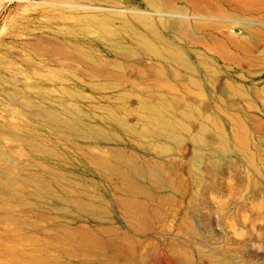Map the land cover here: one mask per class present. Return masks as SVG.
Segmentation results:
<instances>
[{
    "label": "rangeland",
    "instance_id": "rangeland-1",
    "mask_svg": "<svg viewBox=\"0 0 264 264\" xmlns=\"http://www.w3.org/2000/svg\"><path fill=\"white\" fill-rule=\"evenodd\" d=\"M54 1L59 0H3L0 9V152L5 157L0 156V174L14 177L7 180L8 175H0V264H264V0H167L171 6L161 12L146 0H120L122 10L151 15L165 41L189 58L200 92L211 99L202 106L206 114L220 121L229 134L233 119L249 128L252 150L259 146L262 154L256 158L260 174L242 162L234 149L223 154L213 149L216 145L196 147L189 135L184 136L182 157L156 155L111 116L114 113L127 126L141 128L138 96H145L143 91L100 93L75 88L65 92L46 74L49 68L64 73L54 67L58 57L48 54L34 59L36 64L26 62L32 60L24 47L26 36L42 27L48 8L43 4ZM174 18L190 23L185 28L188 35L171 24ZM119 43L136 49L127 38L121 37ZM43 47L49 46H42L45 52ZM97 48L101 54L107 52L104 45ZM30 67L39 69L33 70L43 77L25 86L26 70L33 71ZM135 73L129 74L131 80L136 79ZM148 75L144 78L154 80ZM236 89L248 97H239ZM113 96L115 100L109 99ZM217 98L220 102L213 100ZM37 108L59 112L82 132L70 133L36 117ZM119 152L138 154V166L159 163L165 172L163 187L134 174L140 200L148 209L146 219L136 225L128 222L129 214L122 208L120 199L128 195L121 176L91 160L101 153L126 171ZM195 159L199 163H193ZM211 160L217 163L216 173L207 162ZM200 163L206 164L201 179Z\"/></svg>",
    "mask_w": 264,
    "mask_h": 264
},
{
    "label": "bare ground",
    "instance_id": "bare-ground-1",
    "mask_svg": "<svg viewBox=\"0 0 264 264\" xmlns=\"http://www.w3.org/2000/svg\"><path fill=\"white\" fill-rule=\"evenodd\" d=\"M146 1L149 7L157 9L158 12H161L160 10L171 6V2L169 1L170 2L169 3L167 2V0H146ZM2 2L3 0H0V9H1ZM43 5L48 8L45 9V12L43 14L44 21L42 20L43 21L42 27H40L39 29H36L34 34H31L30 32V34L26 36L27 37L26 41H24L25 42L24 47H26V49L31 53L29 55V58L32 59L31 61L30 60L29 61L25 60V61L32 63L34 59L39 60V57L41 58L43 55H47L46 57H48V54H50L49 57L51 55L53 57L55 56L58 57L56 58L57 60L54 59L56 60L54 67H57V66L61 67L64 73L58 70L50 69L48 67L49 71L48 70L46 71H48L49 73H46V74L49 76L48 77L49 81H51L57 86H60L62 89H64L65 92H71L75 88L85 89V90L90 89L94 92H100V93L114 91V90L124 91L126 89L141 90L146 94V95L144 94L145 96H138L140 99V109L138 113V116H139L138 120L137 119L136 120L141 125L140 126L141 128L137 127V125L127 126L125 121L122 118L117 117L116 114L112 112L110 113H112L111 114L112 119H114L119 125L127 128L131 133L138 135L139 138L145 141V143H142L143 144L142 147H144L146 150H150V151L152 150L156 155H167L168 156L170 154H173V155L182 157L184 155L183 154L184 152L183 144L185 142L184 136L189 135L191 143L196 147L213 148L212 145H216L215 148L213 149L223 154L227 153L231 148L234 149L236 153L240 156V159L242 160V162L250 166L257 174L261 173V169L257 166V162H256L257 155L258 156L262 155L261 150L259 146H255L254 150H252V145L250 143L251 140L249 138L250 136L249 128L246 125H244L242 122L233 119L232 120L233 129H232L231 134H229L223 128V125L220 123V121H218L212 115L210 116L209 114H206L204 112V110L202 109V106L205 102L209 101L210 97H207L200 92L201 83L196 78L195 66L191 63L189 58L184 53L177 51L173 46H171L169 43H167V41H165V39L162 37V35L158 31L157 26L154 22V19L151 15L143 11L122 10L120 8V6H122L120 0H59V1H54L51 3L45 2ZM169 21L171 22V24L183 29V30H180L182 33L186 34V31H189V29L188 30L185 29L187 27V23L190 26L189 22L187 23L185 22L187 20L182 21L180 19V21H178V20H175L174 18V20L170 19ZM160 24L161 23H159V25ZM32 35H34V38L31 37ZM121 37L131 40L133 44L135 45L136 49H131L128 46L121 45L119 43V39ZM32 39L36 40V43L35 42L32 43L30 41ZM41 43L44 45H42ZM41 45L49 46V47H43L45 48V52L47 54L43 52L44 49H42ZM100 45L101 46L104 45V47L107 49V52L106 53L104 52L105 54H101L102 51L97 48ZM19 53H22V52L19 51ZM19 53L18 54L16 53V54L19 55ZM54 60H50V61H54ZM21 61H24V60L22 59ZM147 62H150V64H147ZM34 64H36L35 61H34ZM135 67L137 69L136 71H135ZM33 69H35V71L39 70V69H36L35 67ZM35 71L26 70V76L28 77L27 79L28 83L24 84L25 86H30L31 83L33 84L35 79L43 77L38 74L39 71L37 73ZM183 71L186 73L185 75L187 76V79L184 78L185 75H183ZM131 72H136L135 74H137V77H136L137 80L136 79L134 80L133 78L131 80V78L129 77V74ZM148 73L151 74L150 76H153L154 80L149 79L150 81H148V78L147 79L144 78L146 76L147 77L149 76ZM17 75L20 76L19 74ZM135 76L136 75H134V77ZM12 77L13 78L15 77L17 79L20 78L16 76H12ZM149 78L153 79L152 77H149ZM19 81H21V79L20 80L18 79V81H15V82H19ZM236 90L238 92L236 93L238 94L239 97L244 98V99L248 97L243 92V90L241 89H236ZM73 93L76 94V92H73ZM123 93L125 94V92ZM127 93L130 95L129 92ZM104 96L108 97L110 96V94L104 95ZM16 97L19 98V96H16ZM232 97L235 99L237 96L234 95ZM13 98L10 101H12ZM109 99L115 100L116 98L113 96V98L110 97ZM15 100L16 102L18 101L17 98ZM21 100L19 101L21 102ZM117 100H118V97H117ZM122 100H124V98H122ZM213 100L219 101L218 98L217 100L216 99H213ZM14 102L15 101H13V103ZM23 103L24 102H22L21 106H23ZM132 103H133V100H132ZM135 103H136V100H135ZM18 104H21V103H18ZM249 107L252 108L251 106ZM121 108H123V105L121 106ZM38 110L37 111L39 113L37 111L35 112L33 111L34 112L33 115H35L36 117L40 119H46V121L48 120L54 125L70 133H78L80 131L79 128L74 124L75 122H73L72 119L65 117L59 112H55V110L47 111L48 109H45L44 111H42L43 109L42 110L38 109ZM132 112L133 111H131L130 113ZM134 113L136 114V112ZM128 118H130V116H128ZM196 124L198 126H195ZM92 132L97 134L99 133V130L92 129ZM209 132L214 135L213 136L214 138L211 137L212 134H210ZM207 133H209V135ZM4 134L5 133L3 132V135ZM7 135L10 136V132ZM116 135L118 137V134ZM208 136H210V138H213V139H210ZM13 137L15 139L16 136H13ZM213 140L214 141L216 140L215 142L217 144L213 142ZM161 141H165V142H161ZM6 142L8 141L6 140ZM9 146L10 145H8V147ZM12 146L13 147L11 148L15 147L14 145ZM102 147H105V146H102ZM18 149H20V147ZM86 152L87 151H84L85 155L87 154ZM0 154H2L0 156L4 157L2 152H0ZM15 155L17 157L18 154H15ZM118 155L120 158H122L123 163L127 165L126 171H124L119 165L110 163V159L102 155L101 153H98L93 157L91 156V160L94 163L96 162L97 164H101L107 168H110L112 172L119 174L121 176L120 182H122V188L125 191L124 193L127 194L128 197L123 198V200L120 199L123 205L121 204L120 201L119 202L122 205V208L124 206V209H125L124 214H126V211H127L126 215L129 214L130 221L128 222L134 223V225H136L135 222H137L138 220L140 221V220L146 219V212L148 209H147V205L141 202L140 200L141 191H140L139 185L134 182L133 176L137 175L138 177L142 179H147L152 184L162 186L165 172L158 165L159 163L153 164L154 162L153 163L145 162L146 164H142L138 166L137 165L138 154H135V155L127 154L126 155L122 152H119ZM87 156H89V154ZM17 158H20V156H18ZM9 160L10 159H8V161ZM23 160H25V158ZM10 161H13V160H10ZM195 161H198V160L195 159L193 163H196ZM16 162L18 164H21L18 161ZM207 162H209V164L213 166L211 170L213 169L212 171L217 172L218 170L217 163L212 160L207 161ZM204 165L203 163H200L198 166L199 167L198 170H200L199 172L200 175H198V173L197 175L200 177V179L202 177L201 174L204 177V170H203ZM247 165H244V166H247ZM3 174L5 177L6 175H8V173L6 175L5 173ZM3 174L1 172L0 175H3ZM9 176L11 175L9 174L7 176L8 177L7 180H9ZM198 176L196 177L197 179H198ZM11 177L10 179L13 180L14 178L13 175ZM117 178H119V176ZM204 180H202V183ZM117 181L119 182V180ZM159 188L160 187H158V189ZM2 192H3V195L8 194L4 190H2ZM131 195L133 197H129ZM13 198L11 199L12 201L14 200ZM116 198H118V196ZM17 199L18 197L15 198L16 201ZM39 214L40 212L36 215H39ZM41 216H43V214H41ZM49 216L50 215H47V217ZM45 218H46V215H45ZM126 219L128 220V218ZM18 223H21L20 225H24V223L22 224V222H18ZM65 225L67 226L66 223ZM131 227L133 228V226ZM57 228L58 229L60 228L61 230H63V227L57 226ZM107 229H105L106 232L109 231ZM80 230H83V229H80ZM101 230L103 229L101 228ZM141 232H143V230ZM113 254H116V253H113Z\"/></svg>",
    "mask_w": 264,
    "mask_h": 264
}]
</instances>
